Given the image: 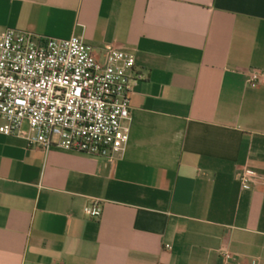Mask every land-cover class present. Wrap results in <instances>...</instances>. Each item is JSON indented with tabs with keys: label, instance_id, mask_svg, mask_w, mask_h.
Returning a JSON list of instances; mask_svg holds the SVG:
<instances>
[{
	"label": "crops",
	"instance_id": "crops-1",
	"mask_svg": "<svg viewBox=\"0 0 264 264\" xmlns=\"http://www.w3.org/2000/svg\"><path fill=\"white\" fill-rule=\"evenodd\" d=\"M6 28L142 78L112 161L0 133V264H264V0H0Z\"/></svg>",
	"mask_w": 264,
	"mask_h": 264
},
{
	"label": "built area",
	"instance_id": "built-area-1",
	"mask_svg": "<svg viewBox=\"0 0 264 264\" xmlns=\"http://www.w3.org/2000/svg\"><path fill=\"white\" fill-rule=\"evenodd\" d=\"M134 62L132 54L114 47L100 58L76 35L6 28L0 33V133L44 152L57 147L112 161L128 139L130 93L142 78L134 73ZM263 80L264 69H252L246 81L255 87ZM238 179L249 188L259 176L245 169ZM101 211L97 204L83 208L94 218ZM221 256L231 258L228 252Z\"/></svg>",
	"mask_w": 264,
	"mask_h": 264
}]
</instances>
